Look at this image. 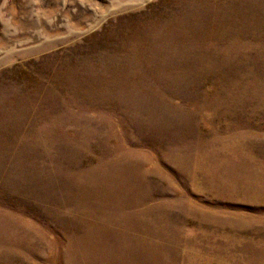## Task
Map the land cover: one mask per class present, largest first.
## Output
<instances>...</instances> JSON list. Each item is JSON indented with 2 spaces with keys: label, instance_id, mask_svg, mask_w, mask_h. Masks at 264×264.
<instances>
[{
  "label": "rangeland",
  "instance_id": "obj_1",
  "mask_svg": "<svg viewBox=\"0 0 264 264\" xmlns=\"http://www.w3.org/2000/svg\"><path fill=\"white\" fill-rule=\"evenodd\" d=\"M0 264H264V0H0Z\"/></svg>",
  "mask_w": 264,
  "mask_h": 264
}]
</instances>
